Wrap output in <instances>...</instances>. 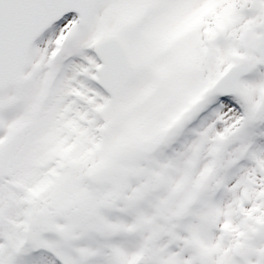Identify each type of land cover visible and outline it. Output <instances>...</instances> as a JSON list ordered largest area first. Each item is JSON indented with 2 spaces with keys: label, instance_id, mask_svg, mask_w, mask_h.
<instances>
[{
  "label": "snow or ice",
  "instance_id": "snow-or-ice-1",
  "mask_svg": "<svg viewBox=\"0 0 264 264\" xmlns=\"http://www.w3.org/2000/svg\"><path fill=\"white\" fill-rule=\"evenodd\" d=\"M0 264H264V0H0Z\"/></svg>",
  "mask_w": 264,
  "mask_h": 264
}]
</instances>
